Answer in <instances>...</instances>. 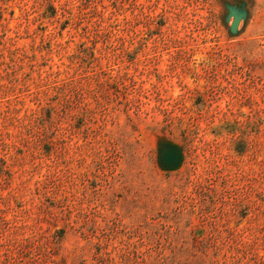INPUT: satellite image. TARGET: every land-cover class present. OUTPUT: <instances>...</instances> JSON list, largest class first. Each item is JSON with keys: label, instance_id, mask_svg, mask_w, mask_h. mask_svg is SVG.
<instances>
[{"label": "rangeland", "instance_id": "obj_1", "mask_svg": "<svg viewBox=\"0 0 264 264\" xmlns=\"http://www.w3.org/2000/svg\"><path fill=\"white\" fill-rule=\"evenodd\" d=\"M0 264H264V0H0Z\"/></svg>", "mask_w": 264, "mask_h": 264}, {"label": "water", "instance_id": "obj_2", "mask_svg": "<svg viewBox=\"0 0 264 264\" xmlns=\"http://www.w3.org/2000/svg\"><path fill=\"white\" fill-rule=\"evenodd\" d=\"M227 10V15L225 17V22L230 23L229 32L235 35L238 31V27L241 21H245L247 18V11L245 9V4L241 3L237 5L225 4ZM158 152V163L159 166L166 171L176 170L182 162V152L181 149L174 144L160 141L157 147Z\"/></svg>", "mask_w": 264, "mask_h": 264}]
</instances>
